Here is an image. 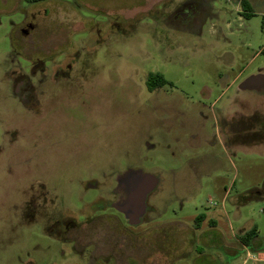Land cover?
<instances>
[{"label":"rangeland","instance_id":"obj_1","mask_svg":"<svg viewBox=\"0 0 264 264\" xmlns=\"http://www.w3.org/2000/svg\"><path fill=\"white\" fill-rule=\"evenodd\" d=\"M238 1L0 0V264H264V146L213 143L220 110H264L245 85L264 76V19ZM150 72L172 87L149 94ZM129 170L157 181L142 223L95 216ZM68 212L93 215L73 244L47 228Z\"/></svg>","mask_w":264,"mask_h":264},{"label":"flooded vegetation","instance_id":"obj_2","mask_svg":"<svg viewBox=\"0 0 264 264\" xmlns=\"http://www.w3.org/2000/svg\"><path fill=\"white\" fill-rule=\"evenodd\" d=\"M28 3L31 5H37L39 3L43 2H32L27 0ZM50 1V0H48ZM45 1V2H48ZM239 4L242 5V0L239 1ZM193 9L191 6H187L186 9ZM191 11V10H189ZM189 13L188 12H183V18L186 17V20H189ZM191 15L194 17H197L195 15V12H192ZM27 19L25 18L24 22ZM198 20V18H197ZM21 23L20 25L24 24ZM24 29L22 27L21 29V37L24 39H27L31 36V32L36 29V24L32 23L29 21V23H26L23 25ZM14 46V45H13ZM15 47V46H14ZM24 51V49H23ZM49 52V51H48ZM24 53H26L24 51ZM50 53V52H49ZM53 53V52H51ZM55 53V52H54ZM77 54L70 55L67 58H64L63 61H65L64 64L61 65H56L53 64L51 65L52 71L55 73L61 68H64V65L67 63H73L76 61ZM53 57H48L43 60L38 59V61H33V60H27L29 63V66L32 69H35V71L39 72H44L45 71V62L46 60H51ZM238 76H235L233 81L231 82V85L235 83L237 80ZM20 86H31L30 81L26 77H22L20 83H18ZM146 89L149 94H154L155 91L163 86L169 85L172 87V83L168 82L162 74L158 72H150L147 75L146 78ZM230 85V84H229ZM259 90L260 91L263 89L264 85L262 82L259 84ZM212 126L214 132V138H213V143H217L218 146L221 147L222 150H226L227 148H235L237 145L245 146V147H262L264 146V110H250V111H244V112H236L234 109H231L230 106L227 107V109H222L219 112H217L216 115L212 117ZM197 137V135H195ZM199 139V137H197ZM202 141V138H201ZM126 186L129 185L128 181H125ZM96 187H99L101 184L99 183H94ZM139 185V183H138ZM87 186V185H86ZM227 190L225 191V193ZM259 191L257 190H252L247 193L249 194H259ZM111 198L108 200H103L102 198H99L96 200L95 203L90 204V208L93 210H96V212H99L98 214H95V216H100L105 214L106 209H110L116 212V214H120L115 206V202L119 198L117 195V191L113 188L111 189L110 192ZM114 198V200H113ZM95 204H98L96 207L93 208ZM122 215V214H120ZM116 218V215H112ZM93 217L92 213L86 215L83 220L78 221L76 219V216L71 215L70 212L67 214H63L58 221L49 219L47 222V228L54 234V238L57 239L58 241L62 242H68L72 243L74 241H71L70 238H66V234L69 232L76 230L78 228V224L82 222H89ZM91 246H89L90 248ZM74 250V248H73Z\"/></svg>","mask_w":264,"mask_h":264},{"label":"crops","instance_id":"obj_3","mask_svg":"<svg viewBox=\"0 0 264 264\" xmlns=\"http://www.w3.org/2000/svg\"><path fill=\"white\" fill-rule=\"evenodd\" d=\"M242 1L245 2L246 8L244 9L242 7V5L239 4V1H238V4L236 6V12H237V14H240L241 13L245 17H248L249 15L256 14L259 11L258 13L261 14L262 17H263V19H264L263 7H261L262 4H263L262 0H242ZM161 2H163V0H154V2L151 4V8H152V6H155V5H157L158 3H161ZM238 7H241L242 9L241 10H237ZM261 82L264 85V76L261 75L260 73H257L256 75H254V74L253 75H250L249 78H248V80L245 82L246 83L245 85L250 90H257V89L259 90V87H260L259 84ZM133 171H136V170H133ZM126 172L127 171L119 174L116 177L115 187H113L117 191V195L119 197L117 199V201L115 202V206H116L118 212L120 214H122V216L124 218H125V215L122 213V211L119 210V205H120L121 202H124V201L128 200V198H129V195H128V193H129L128 186L129 185L126 186V183H125V181H128V180H125L124 179V176H125ZM141 173L143 175L149 176V180H145L143 178L139 179V181H138L139 185L138 186L145 188V187L150 186L151 183H153V184H152V190L147 194V196L145 198V209H144L142 218L140 219V223H142V220H143L145 214L147 213L146 212V210H147V205H146L147 197H148V195L150 193H152L155 190V188H156V182H157L152 175H150V174L148 175V174L143 173V172H141ZM125 220L127 221L126 218H125ZM248 230H250V229H248ZM248 230H243V232L241 233V235H243ZM255 239L251 243H253L255 241ZM256 253H257L256 261L257 260L258 261H264V259H263L264 258V252H256ZM246 261L248 262V259L247 258H245L241 264H244Z\"/></svg>","mask_w":264,"mask_h":264},{"label":"water","instance_id":"obj_4","mask_svg":"<svg viewBox=\"0 0 264 264\" xmlns=\"http://www.w3.org/2000/svg\"><path fill=\"white\" fill-rule=\"evenodd\" d=\"M141 178L149 180V176L143 175L140 171L129 170L126 172L124 179L128 180L129 183V198L119 205V210L125 215L127 223L133 226L140 224V219L145 209V198L152 190L153 183L145 188L138 186L137 183Z\"/></svg>","mask_w":264,"mask_h":264},{"label":"trees","instance_id":"obj_5","mask_svg":"<svg viewBox=\"0 0 264 264\" xmlns=\"http://www.w3.org/2000/svg\"><path fill=\"white\" fill-rule=\"evenodd\" d=\"M32 2H45L48 0H29ZM242 7L245 9V2L242 1ZM204 216L200 215L195 218L196 225L199 226L201 222H203ZM257 237V229L255 226H253L250 230L246 231L243 235L240 236V240L244 245H250L251 242Z\"/></svg>","mask_w":264,"mask_h":264}]
</instances>
